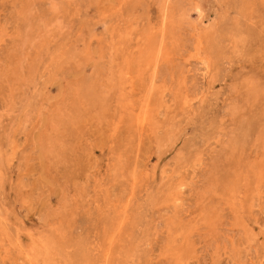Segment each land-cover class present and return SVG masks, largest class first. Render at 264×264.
<instances>
[{"label":"rangeland","instance_id":"1","mask_svg":"<svg viewBox=\"0 0 264 264\" xmlns=\"http://www.w3.org/2000/svg\"><path fill=\"white\" fill-rule=\"evenodd\" d=\"M170 263L264 264V0H0V264Z\"/></svg>","mask_w":264,"mask_h":264},{"label":"bare ground","instance_id":"2","mask_svg":"<svg viewBox=\"0 0 264 264\" xmlns=\"http://www.w3.org/2000/svg\"><path fill=\"white\" fill-rule=\"evenodd\" d=\"M196 9V8H195ZM191 42V41H190ZM205 66V65H204ZM206 68V67H205ZM152 83V82H151ZM144 119H145V116H144ZM171 264V263H170Z\"/></svg>","mask_w":264,"mask_h":264}]
</instances>
